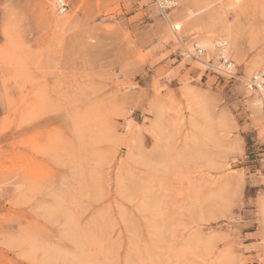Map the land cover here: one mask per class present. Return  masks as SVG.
Returning <instances> with one entry per match:
<instances>
[{"label":"rangeland","instance_id":"rangeland-1","mask_svg":"<svg viewBox=\"0 0 264 264\" xmlns=\"http://www.w3.org/2000/svg\"><path fill=\"white\" fill-rule=\"evenodd\" d=\"M55 1L0 0V264H264V0Z\"/></svg>","mask_w":264,"mask_h":264},{"label":"built area","instance_id":"built-area-1","mask_svg":"<svg viewBox=\"0 0 264 264\" xmlns=\"http://www.w3.org/2000/svg\"><path fill=\"white\" fill-rule=\"evenodd\" d=\"M157 9L162 16L168 18V13L171 12L173 8L178 6L177 0H153ZM56 8L60 13H64L69 9L68 0H56ZM215 50L217 52L219 61L213 62L210 59L204 61L205 67L208 70L223 74L228 78H239L240 75L237 72L236 65L231 56L226 57L224 54V49L227 48V42L223 39H218L215 41ZM226 50V49H225ZM205 50L200 47L196 42L194 44V56H202ZM245 86L251 92L256 93L261 99H264V68L260 69L257 73L253 74L251 77L245 79ZM264 103V102H263Z\"/></svg>","mask_w":264,"mask_h":264},{"label":"bare ground","instance_id":"bare-ground-1","mask_svg":"<svg viewBox=\"0 0 264 264\" xmlns=\"http://www.w3.org/2000/svg\"><path fill=\"white\" fill-rule=\"evenodd\" d=\"M57 9V8H56ZM58 13H60V12H58ZM61 14V13H60ZM186 22V19L184 20H180V21H178L177 23H174V26H175V28H178V29H181L182 28V25H183V23H185ZM210 35V34H209ZM208 40H205V42H204V44H202V43H197L198 45H200V47H202V49L203 50H205V52L202 54V56L203 55H205V54H207L208 53V51H212V50H214V51H216L215 49V41H216V39H212L211 40V36H210V39L209 38H207ZM221 39V38H220ZM218 40V39H217ZM226 42H227V40H225ZM226 49V50H225ZM224 49V54H225V56L226 57H228V56H231L230 55V51H229V46H228V43H227V48H225ZM201 58H199V62H202V60H200ZM203 59V58H202ZM259 64H261V68L260 69H262V68H264V60H263V57L262 58H260L259 59V61L257 60V65H259ZM259 69V70H260ZM258 70V71H259ZM258 71H256L255 73H257ZM255 73H253V74H255ZM252 74V75H253ZM251 75V76H252ZM245 80V79H244ZM249 91V90H248ZM253 94H255V93H253V92H251V91H249V95H253ZM255 96L257 97L258 95L257 94H255ZM258 98V100H259V104H261L262 102H264V99H261L260 97H257ZM263 105H264V103H263Z\"/></svg>","mask_w":264,"mask_h":264}]
</instances>
